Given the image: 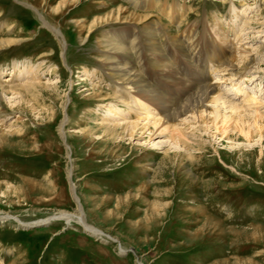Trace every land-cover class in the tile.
I'll use <instances>...</instances> for the list:
<instances>
[{"label": "rangeland", "instance_id": "1", "mask_svg": "<svg viewBox=\"0 0 264 264\" xmlns=\"http://www.w3.org/2000/svg\"><path fill=\"white\" fill-rule=\"evenodd\" d=\"M203 63L217 102L166 124ZM256 115L264 0H0V264H264V132L224 130Z\"/></svg>", "mask_w": 264, "mask_h": 264}, {"label": "bare ground", "instance_id": "2", "mask_svg": "<svg viewBox=\"0 0 264 264\" xmlns=\"http://www.w3.org/2000/svg\"><path fill=\"white\" fill-rule=\"evenodd\" d=\"M165 7V6H164ZM167 7V6H166ZM171 7V6H170ZM169 9V8H168ZM170 11H172V10H170ZM119 12L121 13L122 11L119 9ZM134 17V16H133ZM182 17V16H181ZM135 18H137V16L135 17ZM139 19V18H138ZM180 19V18H179ZM170 20H172L173 21V19H170ZM181 23V22H180ZM45 24V23H44ZM46 26V25H45ZM47 27V26H46ZM47 29H49L55 36H59V33H58V31L56 30V29H53V28H49V27H47ZM121 34V33H120ZM131 35L132 34H130V36L127 34V33H123L122 34V36H121V38H120V41L121 42H119V43H121V45L123 46L124 45V43H125V40H129L130 38H131ZM153 37V36H152ZM189 37V36H188ZM137 38V37H136ZM189 39H191L190 37H189ZM137 41H138V38H137ZM191 41V40H190ZM131 42H134L135 43V41L133 40V41H131ZM118 43V44H119ZM129 43V42H128ZM127 43V44H128ZM133 43V44H134ZM185 44V43H184ZM121 45L119 44V46L121 47ZM150 45V44H149ZM129 46V45H128ZM123 51H124V49H123ZM121 53V52H120ZM222 56V55H221ZM226 57V56H225ZM155 58V57H154ZM220 57H219V55H217L216 53H215V50L214 49H212V51L209 53V55H206V59H207V61H205V62H207L209 65H211V66H215L216 68H219L220 69V67L221 66H224V69L222 70V71H229V72H231V71H233V72H235L236 74V76H238L239 78H240V73L238 72V69L233 65V63H234V61H235V59L233 60V59H231L230 57H229V59H231V63L230 62H228L227 61V63L225 62L226 60H223V63L220 65V66H216L217 64H218V62H219V59ZM227 59V58H226ZM206 64V63H205ZM246 64V63H245ZM122 66V65H121ZM202 69H201V72L200 73H198V77H199V81L198 82H202L201 84L200 83H198L200 86H197V88L196 89H194L195 91H193L194 92V94H192L191 95V97H189V99L186 101V103L183 105V107H178L176 110H174L173 111V114H171V115H169V116H164L163 118L164 119H166V120H163V118H162V120L167 124H169V122H172L173 120H175L176 118H179V117H181V115H183V114H189V113H191V114H196V115H198V117H199V114H200V112H202V113H205L206 114V112H205V110H207V107L205 106V104L207 103V102H210V103H213V102H217V98H215L214 97V90L211 88V86H209V84H207V83H205V77L204 76H206L207 75V71H206V68H207V66H205L204 65V63L202 64ZM248 67V66H247ZM128 70V69H127ZM135 72V71H134ZM228 72V73H229ZM127 73V72H126ZM234 74V73H233ZM130 75V74H129ZM129 75H127V76H129ZM133 75H134V73H133ZM136 75V74H135ZM139 77V76H138ZM138 77H137V79H138ZM123 78V77H122ZM129 78H130V76H129ZM141 78V77H140ZM133 79H134V77H133ZM35 80V79H34ZM128 80V79H127ZM203 80V81H202ZM137 81V80H136ZM136 81L134 82L133 80H131L130 79V85L131 84H136ZM141 81V80H140ZM7 81H5V82H2V83H6ZM12 82V81H11ZM126 82V81H125ZM129 82V81H128ZM27 83V82H26ZM128 84V83H127ZM35 87V85H25V86H11V87H7V88H2V93L1 94H5V93H13L15 90L18 92V90H20V91H25V92H29V90L31 89V88H34ZM143 87V86H142ZM148 88V87H147ZM131 89V88H130ZM136 90H135V92H134V95H133V98H135V99H141V100H143L142 102H144V101H148L150 104V106L151 107H153V109H157L159 112H162V113H165V112H167L168 113V111H170V108L166 105V104H164V103H166V102H164L159 96H158V94H155V95H151L150 93H151V90H153V89H151V90H145V89H143V88H141V87H138V89L137 88H135ZM190 90V89H189ZM192 92V91H191ZM192 92V93H193ZM255 96V95H254ZM162 97V96H161ZM256 101V100H255ZM253 102V101H252ZM146 103V102H145ZM184 103V102H183ZM188 104V105H187ZM178 106V105H177ZM133 109V108H132ZM173 109V108H172ZM238 111H239V109L238 108H236V106L235 107H233L232 106V113L233 114H237L238 113ZM171 113V112H170ZM146 114H148V109H147V111H146ZM166 114V113H165ZM195 115V116H196ZM148 117V116H147ZM218 117V116H217ZM217 117H214L215 119H217ZM213 118V119H214ZM229 120L227 121H225L224 123H225V128H224V130H226V131H228L229 130V128H231L232 130H234V131H236V132H238L239 134H242L246 139H249L251 136H252V134H253V131H256V132H258L259 134H263V132H264V118L263 117H261V116H258V115H256V116H254V119H253V128H252V126H249V125H246L245 124V120L243 119V118H236V117H234V116H230L229 118H228ZM161 121V120H160ZM177 121V120H176ZM206 121H208L207 119L205 120V119H203V122L204 123H206ZM215 121V120H214ZM156 122H159V121H156ZM229 122V123H228ZM118 123V122H117ZM228 123V124H227ZM247 123V122H246ZM103 124V123H102ZM138 124L137 123H133V124H128V125H126V126H124L122 129H124V131H126V133H128V134H132L133 133V131L132 130H134V128L137 126ZM213 125V124H212ZM116 127H119V126H116ZM167 128H170V126H166ZM112 129H115V127H111ZM167 128H165V129H167ZM252 128V129H251ZM106 129H108V128H106ZM117 129V128H116ZM230 129V130H231ZM178 133L180 134V135H182V133L180 132V131H178ZM132 136V135H131ZM181 137V136H180ZM252 138V137H251ZM250 138V139H251ZM80 214V215H79ZM79 214H70V213H66V212H59L58 213V215L57 216H55L54 218H57L58 220H62V221H64L66 224H69L70 222H75L79 227H81V229L82 230H84V231H88V234L89 235H92V236H94V237H102V235H101V233L100 232H98V231H96L95 229H93V228H91V227H89V226H87L86 224H85V222H84V219H83V216H82V214L79 212ZM4 219H7V217L6 218H1L0 217V222H4ZM17 222V221H16ZM18 224H19V226H21V227H25V225L24 224H22V223H20V222H17Z\"/></svg>", "mask_w": 264, "mask_h": 264}]
</instances>
